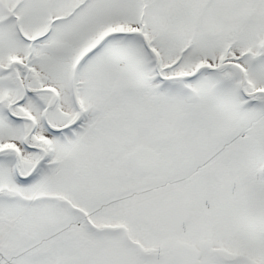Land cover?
<instances>
[{"label": "snow or ice", "instance_id": "1", "mask_svg": "<svg viewBox=\"0 0 264 264\" xmlns=\"http://www.w3.org/2000/svg\"><path fill=\"white\" fill-rule=\"evenodd\" d=\"M0 264H264V0H0Z\"/></svg>", "mask_w": 264, "mask_h": 264}]
</instances>
